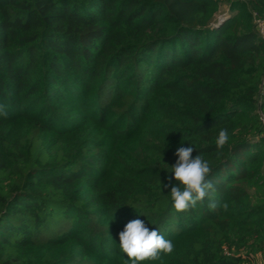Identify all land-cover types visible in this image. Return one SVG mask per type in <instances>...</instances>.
Instances as JSON below:
<instances>
[{
  "label": "trees",
  "instance_id": "1",
  "mask_svg": "<svg viewBox=\"0 0 264 264\" xmlns=\"http://www.w3.org/2000/svg\"><path fill=\"white\" fill-rule=\"evenodd\" d=\"M258 20L264 0H0V264H126L137 218L174 244L141 264H257ZM189 144L214 191L177 212Z\"/></svg>",
  "mask_w": 264,
  "mask_h": 264
},
{
  "label": "clouds",
  "instance_id": "2",
  "mask_svg": "<svg viewBox=\"0 0 264 264\" xmlns=\"http://www.w3.org/2000/svg\"><path fill=\"white\" fill-rule=\"evenodd\" d=\"M0 115L7 117L4 105H0ZM229 140L227 129H221L216 139L217 149H223ZM194 147H179L175 152L178 157L171 173L168 185L173 207L177 212H184L194 208L198 202H203L214 191L213 183L208 179L211 172L209 163L201 155L193 156ZM177 183L172 184V180ZM182 186V187H181ZM210 202L209 207L215 208ZM227 205H225V208ZM119 246L121 252L126 254V264H141L144 261H156L162 255H170L174 250L172 241L166 239L157 229H150L139 218L126 223L119 232Z\"/></svg>",
  "mask_w": 264,
  "mask_h": 264
},
{
  "label": "built area",
  "instance_id": "3",
  "mask_svg": "<svg viewBox=\"0 0 264 264\" xmlns=\"http://www.w3.org/2000/svg\"><path fill=\"white\" fill-rule=\"evenodd\" d=\"M225 18H220V21L224 20ZM258 25H259V31L260 33L264 36V20H258ZM261 88L263 89L264 88V77L262 79V85H261ZM261 118H262V121L264 123V115L261 114ZM226 253L229 254L228 251H226ZM259 258H258V261H257V264H264V256H262V254L259 253Z\"/></svg>",
  "mask_w": 264,
  "mask_h": 264
},
{
  "label": "rangeland",
  "instance_id": "4",
  "mask_svg": "<svg viewBox=\"0 0 264 264\" xmlns=\"http://www.w3.org/2000/svg\"><path fill=\"white\" fill-rule=\"evenodd\" d=\"M222 11H223L224 13H223V12H222L223 14H222V13H220V15L218 16V18H222V17H223V15L227 13V7H226V8H225V7H223V8H222ZM259 256H260V255H259V253H258V254H257V257L259 258Z\"/></svg>",
  "mask_w": 264,
  "mask_h": 264
}]
</instances>
